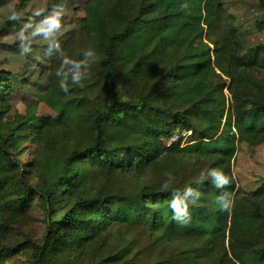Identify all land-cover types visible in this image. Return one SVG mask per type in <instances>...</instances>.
<instances>
[{
	"label": "trees",
	"instance_id": "trees-1",
	"mask_svg": "<svg viewBox=\"0 0 264 264\" xmlns=\"http://www.w3.org/2000/svg\"><path fill=\"white\" fill-rule=\"evenodd\" d=\"M84 8L46 77L55 117L3 122L15 75L0 70V264H264V181L240 192L232 174L238 146L264 142V45L220 34L223 0ZM34 207L43 235L14 244Z\"/></svg>",
	"mask_w": 264,
	"mask_h": 264
},
{
	"label": "rangeland",
	"instance_id": "rangeland-1",
	"mask_svg": "<svg viewBox=\"0 0 264 264\" xmlns=\"http://www.w3.org/2000/svg\"><path fill=\"white\" fill-rule=\"evenodd\" d=\"M87 1L2 0L0 2V70L15 75L13 89L5 100L3 122L13 121L16 116L26 114L33 117L56 116L42 99L46 90V77L53 55L59 52L63 45L65 46L71 34L80 30L81 21L86 15L84 6ZM262 2L264 3V0ZM19 4L21 9L16 17L19 24L10 30H2V25ZM258 4L259 0H223L224 14L220 34L234 28L246 47L264 45V29L259 30L257 26L264 21V8L261 9ZM47 6L51 7L46 11ZM39 14H42L41 17L38 16ZM134 15L132 9L127 17L132 18ZM73 60L75 61V57ZM137 90L144 93V82L137 86ZM181 135L185 137L189 133ZM174 137L177 139L178 135L175 134ZM19 149L17 159L25 163L26 159L31 158L34 147L31 141L25 140ZM232 174L240 192L252 191L264 181V142L255 148L245 144L239 145L232 161ZM29 213L28 216L12 224L11 242L14 244L25 238L37 240L43 235L44 225L37 208L34 207ZM142 233L144 234L136 231L129 235V238H140V242H136L137 249H144L150 241L149 235L142 236ZM166 248L169 251L176 250L174 245H166ZM26 258L27 255L24 253L5 264H22Z\"/></svg>",
	"mask_w": 264,
	"mask_h": 264
},
{
	"label": "clouds",
	"instance_id": "clouds-1",
	"mask_svg": "<svg viewBox=\"0 0 264 264\" xmlns=\"http://www.w3.org/2000/svg\"><path fill=\"white\" fill-rule=\"evenodd\" d=\"M12 18H13V19L16 18L15 14L13 15ZM220 181H221L222 183H227V181H226L223 177H220ZM172 206H173L174 209H176V210L179 211V203H178V202H174Z\"/></svg>",
	"mask_w": 264,
	"mask_h": 264
},
{
	"label": "built area",
	"instance_id": "built-area-1",
	"mask_svg": "<svg viewBox=\"0 0 264 264\" xmlns=\"http://www.w3.org/2000/svg\"><path fill=\"white\" fill-rule=\"evenodd\" d=\"M175 140H176V137H173V138L169 139L168 141H166V142H165V145H166V146H170V144H171L173 141H175Z\"/></svg>",
	"mask_w": 264,
	"mask_h": 264
}]
</instances>
